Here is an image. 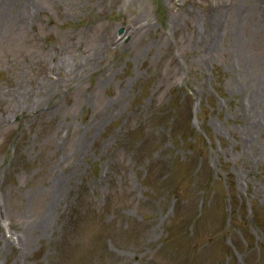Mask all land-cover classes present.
<instances>
[{
    "label": "rangeland",
    "instance_id": "obj_1",
    "mask_svg": "<svg viewBox=\"0 0 264 264\" xmlns=\"http://www.w3.org/2000/svg\"><path fill=\"white\" fill-rule=\"evenodd\" d=\"M3 1L0 264H264V0Z\"/></svg>",
    "mask_w": 264,
    "mask_h": 264
},
{
    "label": "bare ground",
    "instance_id": "obj_2",
    "mask_svg": "<svg viewBox=\"0 0 264 264\" xmlns=\"http://www.w3.org/2000/svg\"><path fill=\"white\" fill-rule=\"evenodd\" d=\"M5 4H6L5 1L0 2V28L6 22V20H5V11L2 12V8H3V6H5ZM138 30H139V26L137 25V23H133L131 26H129V31H133V32L136 33ZM61 53L62 52H61V49H60V54ZM66 60L67 59L65 58L64 61H66ZM59 61L62 62L61 61V57L59 58ZM78 63L81 64L82 62L79 60ZM64 65H65V63H64ZM57 67H60V65L58 63H57ZM41 81H45V80L41 79ZM30 98H31L30 96L26 95L25 97L20 98L19 101H18V103H16V101H15V104L14 105L15 106H17V105L20 106L19 110L21 111V113L23 112V108L26 106V105H24L25 103H28L29 101L39 100V98H36L34 100H30ZM39 107H40V105L37 102L34 103L31 106L32 110L33 111H36V112L39 111L38 110ZM24 109H26V108H24ZM8 120H9V117H7V115L6 116L5 115H2V117L0 118V124L3 123V122H7ZM56 184H58V183H56ZM57 202H58V196L55 197V194H53L52 195V198H50L48 200V205L45 208V211H44L43 215L41 216L38 225H36V227H37L36 229L37 230H39V231L40 230H46L48 228L51 214H53V211H54L53 207H55L57 205Z\"/></svg>",
    "mask_w": 264,
    "mask_h": 264
}]
</instances>
